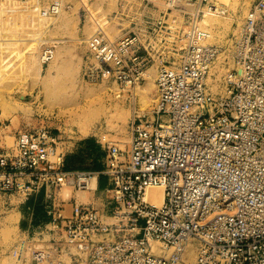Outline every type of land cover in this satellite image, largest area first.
<instances>
[{"label": "built area", "instance_id": "1", "mask_svg": "<svg viewBox=\"0 0 264 264\" xmlns=\"http://www.w3.org/2000/svg\"><path fill=\"white\" fill-rule=\"evenodd\" d=\"M166 1L179 16L165 14L153 29L182 54L159 66L153 120L134 117L125 150L102 138L100 172L64 170L59 136L46 128L19 132L13 149L0 146V193L25 203L43 191L73 264H264V0H254L243 18L222 93L207 81L219 49L204 43L200 20L224 12L208 0ZM121 2L123 15L130 0ZM58 7L52 2L42 13L55 15ZM139 21L124 39L111 42L99 28L87 40L99 64L92 77L139 83L146 66L136 54ZM66 185L102 192L111 212L74 200L63 216L55 201ZM150 187L163 188L161 204L147 198ZM26 245L19 242L21 257ZM51 252L35 251L33 260H48Z\"/></svg>", "mask_w": 264, "mask_h": 264}, {"label": "rangeland", "instance_id": "2", "mask_svg": "<svg viewBox=\"0 0 264 264\" xmlns=\"http://www.w3.org/2000/svg\"><path fill=\"white\" fill-rule=\"evenodd\" d=\"M208 1L227 16L219 17L223 22L221 28L206 25L204 16L200 20L211 33L204 43L219 49L213 64L217 68L219 91L212 92L222 93L224 75L232 67L233 42L254 0ZM52 2L59 4V13L44 15L42 10ZM125 7L129 12L121 15V0H0V146L13 149L19 132L46 128L59 136L57 152L64 155L65 165L76 162L101 166L102 138L123 150L128 148L134 117L143 121L154 118L160 64L179 60L182 51L169 48V39L165 41L159 29H153L156 20L165 14L179 16L175 8L168 9L166 0H153L149 4L130 0ZM135 21L141 23L139 29L143 30L142 45L136 54L146 64L137 86L92 77L91 70L99 64L87 40L99 28L111 42L124 39ZM166 37L172 39L170 35ZM46 48L53 49L54 59L49 61L52 63L41 62ZM134 87H138L135 96ZM141 91L149 92L151 102L143 109L137 104L136 112L131 114L129 110L134 109V99L139 101ZM119 105L126 109L123 120L116 117L107 120ZM84 130H88L85 136ZM105 184L102 179L100 188ZM105 196L99 191L81 192L66 185L57 190L55 203L58 206L76 200L97 207ZM62 200L64 203H59ZM50 202L43 197L29 208L22 196L0 193V264H72L69 252H62L64 232L51 225ZM65 208L62 215L69 216L72 207ZM22 239L27 245L21 257L17 247ZM43 250L52 251L48 260L44 263L33 260V253Z\"/></svg>", "mask_w": 264, "mask_h": 264}, {"label": "bare ground", "instance_id": "3", "mask_svg": "<svg viewBox=\"0 0 264 264\" xmlns=\"http://www.w3.org/2000/svg\"><path fill=\"white\" fill-rule=\"evenodd\" d=\"M222 1H224V2H227L228 0H222ZM217 7V6H216ZM218 8V7H217ZM220 9V8H219ZM59 11H60V6L58 7V13H59ZM221 11H222V9H221ZM209 12V11H208ZM224 12V11H223ZM57 13V14H58ZM223 14L224 13H216V12H212L211 13V11H210V13H207L206 15H205V17H204V20H203V22L206 24V25H216L218 28H221L222 27V23L223 22H221V20H220V18H221V16H223ZM220 17V18H219ZM223 17H225V16H223ZM227 17V16H226ZM225 17V18H226ZM222 19V18H221ZM224 19V18H223ZM237 22H238V25L240 26V23H241V21L238 19L237 20ZM40 26V25H39ZM39 26H38V28H39ZM19 27V26H18ZM41 27V26H40ZM21 28V27H20ZM42 28V27H41ZM35 29V28H34ZM91 29V28H90ZM39 30V29H38ZM43 30V29H42ZM39 32H41V31H39ZM208 32V38L209 37H211V33L209 32V31H207ZM38 33V32H37ZM238 33V32H237ZM40 35V34H39ZM28 36V35H27ZM35 36H37L36 34H35ZM42 36V35H41ZM30 37H32V36H30ZM39 37V36H38ZM36 38V37H35ZM31 39V38H30ZM34 39V38H33ZM38 40V39H37ZM50 40V39H49ZM31 41V40H30ZM35 41H36V39H35ZM34 41V42H35ZM57 41V40H56ZM39 42V41H38ZM49 42V41H48ZM36 45L38 44V43H35ZM49 51L50 50V48H46L44 51H43V53H42V55H41V57H40V59H41V62L42 63H46V62H49L52 58H53V56H54V52H53V49H51L50 51H51V53H52V55L50 56V58L48 57V54H45V52L46 51ZM218 57V56H217ZM48 59V60H47ZM54 59V58H53ZM217 59V58H216ZM215 59V60H216ZM231 61H232V59H231ZM49 63H52V61L51 62H49ZM213 64H215V61H214V63ZM232 65V64H231ZM216 70H217V68H216V66H214V65H212V67H211V69H210V73H209V76H208V84H209V86H210V88H211V90L213 91V92H217V91H219V84H218V80H217V78H215V73H216ZM137 86V85H136ZM134 96H135V94H136V91L138 90V87H134ZM132 90V91H133ZM223 90V89H222ZM139 93V92H138ZM117 98V97H116ZM135 98V97H134ZM151 98H150V96H149V92L148 91H141V95H140V99H139V101H137V99H134L135 101H134V109H131V111L129 110V113L131 112V114H133V113H135L136 112V110H135V108L139 105V107H141L142 109L144 108V107H146L147 105H149L150 104V102H151V100H150ZM138 104V105H137ZM7 107V106H6ZM7 108H9V107H7ZM5 109V108H4ZM7 110H9V109H7ZM126 109L122 106V105H119V106H117V109H116V112H114L113 114L112 113H110L108 116H107V120H109L110 119V117H116V118H121L122 120H123V118H124V116H123V113H124V111H125ZM133 110H134V112H133ZM5 111H6V109H5ZM76 112V111H75ZM128 113V112H127ZM6 113H4L3 115H5ZM3 117H6V115L5 116H3ZM126 119V118H125ZM110 121V120H109ZM87 132H88V130H84L83 131V135L85 136L86 134H87ZM131 136H132V134H131ZM130 141H131V138H130ZM96 181H95V179L93 180V183H92V185L94 186V184H95V186L97 185L96 183H95ZM69 188H71V187H68V189H67V192H70V190H69ZM94 188V187H93ZM146 195H147V198H149V199H152V201H153V203H155V204H157V205H159V204H161V202H162V200H163V188L162 187H150V188H148L147 189V193H146ZM83 198H85V197H83ZM189 259L191 260V261H194V257H193V254L192 253H189ZM45 261H43V262H41V263H44ZM71 262H72V260H71ZM73 264V263H72Z\"/></svg>", "mask_w": 264, "mask_h": 264}, {"label": "trees", "instance_id": "4", "mask_svg": "<svg viewBox=\"0 0 264 264\" xmlns=\"http://www.w3.org/2000/svg\"><path fill=\"white\" fill-rule=\"evenodd\" d=\"M100 166L98 165H82V164H77L76 162L74 163H68L65 165V160H64V170L66 171H74V170H93L94 169H99ZM44 197V192L42 191L40 194H38V196L36 197H31L29 198V200L27 201L26 204H28L29 208L30 207H34L37 205V203H39V200L42 199Z\"/></svg>", "mask_w": 264, "mask_h": 264}, {"label": "crops", "instance_id": "5", "mask_svg": "<svg viewBox=\"0 0 264 264\" xmlns=\"http://www.w3.org/2000/svg\"><path fill=\"white\" fill-rule=\"evenodd\" d=\"M103 162H104V153H103V160H102V162H101V166H100V168H99V169H94V171H98V172H100V171L103 169ZM102 179H104V180H105V183H106V178H105V177H101V180H102ZM101 180L99 181V185H100ZM106 185H107V183L105 184V186H104L103 188H100V186H99V190L102 191V190L106 187ZM81 192H82V191H81ZM87 193H90V192H87ZM94 193H96V192H94ZM100 195H101V196H104V194H103L102 192H100ZM91 202H92V201H91ZM91 202H90V203H91ZM66 205L72 207V202H71V203H66V204L63 205V207H64L63 212L66 210V208H65ZM97 207L106 210L108 213H110L111 210H112V206L107 204V197H106V196H105V198H103V203L100 204V205H98Z\"/></svg>", "mask_w": 264, "mask_h": 264}]
</instances>
